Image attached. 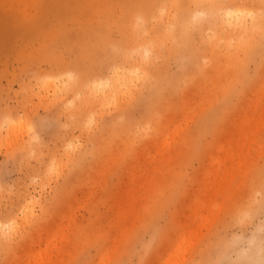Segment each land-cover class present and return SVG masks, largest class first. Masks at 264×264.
<instances>
[{
  "label": "rangeland",
  "instance_id": "rangeland-1",
  "mask_svg": "<svg viewBox=\"0 0 264 264\" xmlns=\"http://www.w3.org/2000/svg\"><path fill=\"white\" fill-rule=\"evenodd\" d=\"M0 264H264V0H0Z\"/></svg>",
  "mask_w": 264,
  "mask_h": 264
},
{
  "label": "bare ground",
  "instance_id": "bare-ground-1",
  "mask_svg": "<svg viewBox=\"0 0 264 264\" xmlns=\"http://www.w3.org/2000/svg\"><path fill=\"white\" fill-rule=\"evenodd\" d=\"M234 12L237 13V12H239V10H234ZM231 13H232V10L229 9L227 11V14H231ZM243 22H244V20L240 19L237 24H242Z\"/></svg>",
  "mask_w": 264,
  "mask_h": 264
}]
</instances>
